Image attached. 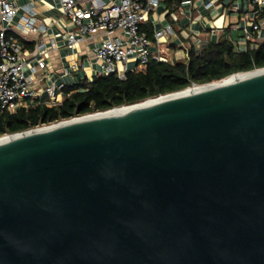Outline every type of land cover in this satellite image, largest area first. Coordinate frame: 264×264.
I'll list each match as a JSON object with an SVG mask.
<instances>
[{"label": "water", "instance_id": "95a60500", "mask_svg": "<svg viewBox=\"0 0 264 264\" xmlns=\"http://www.w3.org/2000/svg\"><path fill=\"white\" fill-rule=\"evenodd\" d=\"M104 112L0 143V264H264V72Z\"/></svg>", "mask_w": 264, "mask_h": 264}, {"label": "built area", "instance_id": "2783aa9c", "mask_svg": "<svg viewBox=\"0 0 264 264\" xmlns=\"http://www.w3.org/2000/svg\"><path fill=\"white\" fill-rule=\"evenodd\" d=\"M160 1L58 0L59 13L69 22L71 29L54 37L66 41L69 47L87 38L92 39L94 63L99 67L97 76L113 74L124 80L127 73L143 71L151 61L165 62L158 54L162 53V39L174 35L172 27L153 31L152 38L141 31V25L157 10ZM84 2H88L90 7H85ZM212 7L213 2L205 5L207 10ZM246 7V11H241L242 27L239 29L244 45L248 41L264 42V0H246ZM37 16L36 5L32 1L18 4L15 0H0V114L28 109L38 98L35 85L39 80L36 76L45 70L46 64L41 59H37L36 65L26 63L21 45L22 41L30 40V36L46 32L45 24ZM44 47L43 41L35 44L37 53L42 52ZM153 47L157 48L158 54L152 52ZM72 69L76 71L77 66H72ZM63 87L50 85L43 88L40 94L44 95V100L38 104L59 106Z\"/></svg>", "mask_w": 264, "mask_h": 264}, {"label": "crops", "instance_id": "0c3cea01", "mask_svg": "<svg viewBox=\"0 0 264 264\" xmlns=\"http://www.w3.org/2000/svg\"><path fill=\"white\" fill-rule=\"evenodd\" d=\"M15 1L18 4L34 2L38 19L46 26L44 34L32 35L30 40L21 42L26 63L36 65L37 59H41L46 64L45 70L36 76L40 81L35 85L38 98L32 106L44 100V95L40 93L46 86H72L82 80L91 81L97 76L99 67L94 63L92 39L87 38L69 47L60 37H54L71 29L69 22L59 13L58 0ZM209 2H213V7L207 10L205 5ZM84 6L89 8L90 4L84 2ZM242 10H247L246 0H161L157 10L149 15L144 24L151 26V38L153 31L167 26L172 27L174 35L162 39L161 54L155 47L151 50L160 55L164 63H173L188 62L191 52L198 53L219 40L243 46L242 35H238L242 27ZM38 41H43L45 46L40 53L35 50ZM74 65L77 66L76 71L72 69ZM65 97L61 90L62 101Z\"/></svg>", "mask_w": 264, "mask_h": 264}, {"label": "trees", "instance_id": "16d2710c", "mask_svg": "<svg viewBox=\"0 0 264 264\" xmlns=\"http://www.w3.org/2000/svg\"><path fill=\"white\" fill-rule=\"evenodd\" d=\"M151 38V26L142 24ZM264 68V44L255 50L235 53L225 40L209 44L198 53L191 52L188 62L151 61L143 71L129 72L124 80L115 75L95 76L64 86L66 97L59 106L34 105L15 113L0 114V137L20 133L42 125H50L97 112L129 107L182 91L195 85L218 82L234 74Z\"/></svg>", "mask_w": 264, "mask_h": 264}, {"label": "bare ground", "instance_id": "6f19581e", "mask_svg": "<svg viewBox=\"0 0 264 264\" xmlns=\"http://www.w3.org/2000/svg\"><path fill=\"white\" fill-rule=\"evenodd\" d=\"M259 72H264V69H262V70H255V71H252V72H249V73H242V74L232 75L231 77H229L226 80H224L222 82H219V83H212V84H207V85H203V86H198V85L197 86H192V88H188V89H186L184 91L177 92V93H174V94H171V95H168V96H162V97H159V98H156V99H151L150 101H157V100L171 98L173 96L179 95V94L184 93L186 91H195V90L204 89V88H207V87H210V86H217V85H221V84H226V83H229V82H231V81H233L235 79L245 78V77H248V76H250L252 74L259 73ZM148 101L149 100H147V101H145L143 103H140V104H144V103H146ZM136 105H139V104H136ZM124 108H126V107L112 109V110L107 111V112H104V113L115 112V111H119V110L124 109ZM99 114H103V113H99ZM95 115H98V114H95ZM63 124H65V123H63ZM63 124H61V125H63ZM42 130H44V129L34 130V131H28V132H25L23 134H14V135H11V136H8V135L1 136L0 137V143L8 142V141H11V140H14V139H18V138H22L24 136H29V135L38 133V132H40Z\"/></svg>", "mask_w": 264, "mask_h": 264}, {"label": "flooded vegetation", "instance_id": "af4514ba", "mask_svg": "<svg viewBox=\"0 0 264 264\" xmlns=\"http://www.w3.org/2000/svg\"><path fill=\"white\" fill-rule=\"evenodd\" d=\"M238 35L240 36L241 33L238 32ZM232 46V50L235 53L238 52H245L247 50H255L257 49L260 45L264 44V42H256V41H248L245 45L240 46V45H236V44H232L231 42H229ZM92 81V80H91ZM88 81V82H91Z\"/></svg>", "mask_w": 264, "mask_h": 264}, {"label": "rangeland", "instance_id": "374dc122", "mask_svg": "<svg viewBox=\"0 0 264 264\" xmlns=\"http://www.w3.org/2000/svg\"><path fill=\"white\" fill-rule=\"evenodd\" d=\"M232 76V75H231ZM231 76H229V77H231ZM228 77V78H229ZM227 79V78H226ZM226 79H223V80H220V81H218V82H213V83H219V82H222V81H224V80H226ZM210 84H212V83H210ZM199 86H203V85H199ZM189 88H192V86L191 87H189Z\"/></svg>", "mask_w": 264, "mask_h": 264}]
</instances>
